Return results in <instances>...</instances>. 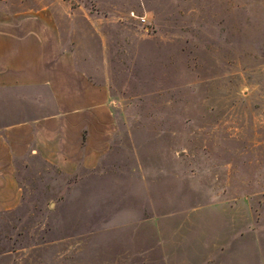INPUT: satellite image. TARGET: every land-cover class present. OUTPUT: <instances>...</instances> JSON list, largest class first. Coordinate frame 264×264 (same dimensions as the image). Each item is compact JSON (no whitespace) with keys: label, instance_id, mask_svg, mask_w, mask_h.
<instances>
[{"label":"rangeland","instance_id":"1","mask_svg":"<svg viewBox=\"0 0 264 264\" xmlns=\"http://www.w3.org/2000/svg\"><path fill=\"white\" fill-rule=\"evenodd\" d=\"M82 2L104 21L109 140L84 166L15 163L0 264H264V0H142L157 26L104 19L140 0ZM32 99L23 120L51 109Z\"/></svg>","mask_w":264,"mask_h":264},{"label":"crops","instance_id":"2","mask_svg":"<svg viewBox=\"0 0 264 264\" xmlns=\"http://www.w3.org/2000/svg\"><path fill=\"white\" fill-rule=\"evenodd\" d=\"M7 1L0 2V211L17 209L23 199L16 162L40 159L61 170L66 162L88 165L107 146L113 113L110 83L101 76L109 64L101 10L82 0L76 7L61 0L66 9L46 0L42 8L10 11L1 6ZM142 6L140 0L145 16H123L110 4L104 19L143 18L157 26V16ZM26 98L37 105L49 98L51 109L35 108L23 120Z\"/></svg>","mask_w":264,"mask_h":264},{"label":"built area","instance_id":"3","mask_svg":"<svg viewBox=\"0 0 264 264\" xmlns=\"http://www.w3.org/2000/svg\"><path fill=\"white\" fill-rule=\"evenodd\" d=\"M141 22H142V23H144V22H145V20H144L143 18H141Z\"/></svg>","mask_w":264,"mask_h":264}]
</instances>
